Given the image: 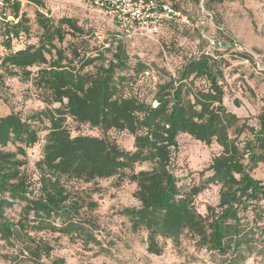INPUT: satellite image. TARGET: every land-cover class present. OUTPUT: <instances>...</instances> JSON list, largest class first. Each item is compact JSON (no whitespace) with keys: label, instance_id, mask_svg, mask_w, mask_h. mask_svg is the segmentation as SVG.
Segmentation results:
<instances>
[{"label":"trees","instance_id":"obj_1","mask_svg":"<svg viewBox=\"0 0 264 264\" xmlns=\"http://www.w3.org/2000/svg\"><path fill=\"white\" fill-rule=\"evenodd\" d=\"M27 1L43 5L41 0ZM3 4L9 10L1 27L8 52L0 60V86L9 77L30 82L44 107L26 117L16 112L0 116V259L7 264H64L63 258L51 255L53 246L47 239L30 231L57 233L85 249L93 245L98 253L106 251L96 235L98 225L87 215L96 203L85 199L86 189L76 190L69 183L111 178L135 187L136 205L123 207L119 214L132 232H145L148 253L160 255V240L178 244L182 236H189L197 251L215 253L226 259L224 264H242L263 254L264 181L252 172L264 164V103L257 128L225 107L226 92L234 89L224 78L229 50L207 53L206 40L199 38L197 52L180 62L168 81L152 83L149 96L140 93L146 85L140 78L149 79L142 72L145 65L137 62L131 68L122 40L89 48L84 36L90 39L92 34L71 18L54 22L37 11V43L13 51L12 40L28 36L29 19L21 12L20 0ZM171 24L176 23L160 32ZM234 53L254 62L246 51ZM237 88L241 93L245 86ZM67 120L100 136L72 135ZM111 131L131 136V149L110 139ZM182 135L220 148L198 173L199 181L189 186L177 175ZM39 142L33 182L26 170V150ZM143 165L147 168L137 170ZM211 184L219 186L218 203L201 214L195 199ZM15 204L20 211L12 221L4 210Z\"/></svg>","mask_w":264,"mask_h":264},{"label":"rangeland","instance_id":"obj_2","mask_svg":"<svg viewBox=\"0 0 264 264\" xmlns=\"http://www.w3.org/2000/svg\"><path fill=\"white\" fill-rule=\"evenodd\" d=\"M20 1L21 12L29 19L30 31L28 36L22 35L19 39L12 40L13 51L37 43L40 34L35 19L37 11L54 22L64 17L71 18L76 20L78 26L87 34H92L90 39L84 36L89 48L101 45L105 41L107 47L112 39L122 40L130 57L131 68L137 62H141L145 65L142 72L146 70L150 72V75L146 76L149 79L140 78L141 82L146 83L140 88V93L149 96L154 92L152 83L161 84L168 81L169 77L175 74L180 62L193 52H197L196 43L201 38L200 32L205 36L224 39L227 43L230 39L233 40L239 48L246 50L255 59L254 62L243 61L239 58L240 54L234 52L224 56L225 64H230L226 73L234 88L233 91L226 92L224 102L235 111L241 122L244 120L247 124L258 127L256 118L264 103V72L262 71L264 70V0H164L188 14L193 22L198 24V30L191 31L178 24H171L157 36L143 34L134 37L122 36L109 17L78 0H41L42 6H36L27 0ZM8 12V9L5 10L3 0H0V60L8 52L3 46L1 35L3 15H7ZM7 20H11V17ZM70 40L67 37V41ZM62 46H66V43ZM200 47H204V43H201ZM240 84L245 86L241 93L237 88ZM43 107L30 82L19 77H9L5 78L4 85L0 86V116L16 112L26 117ZM67 126L72 135L77 133L99 135L95 130L85 126L78 127L71 120H67ZM45 134V131L39 133L41 140L45 138ZM230 134L234 136L232 130ZM108 136L121 148L131 149L133 140L131 136L116 131L109 132ZM243 137L242 135L240 140ZM41 144L42 142H39L26 150L28 160L26 170L33 182H36L38 176L34 163L40 157ZM178 144L177 175L183 178L184 186H189L199 181L198 173L208 166L211 159L220 152V148L215 143L206 146L187 135L180 136ZM10 149L13 150V147ZM146 168L147 165H143L137 170ZM207 175L208 173L204 178ZM252 176L264 181V164H260L252 172ZM69 184L76 190L86 189L85 199L96 203V207L87 215L98 225L96 235L106 251L98 253L93 245H90L92 250L85 249L80 242H69L66 237L57 233L35 235L30 231V235L34 237L47 239L53 246L51 255L63 258L64 264H224L226 261L215 253L197 251L189 236H182L178 244H173L170 240H160L162 244L160 255L148 253L145 232H132L127 219L119 214L123 207L136 205L132 197L135 187L125 180L111 178L99 179L90 184L74 181ZM218 190V185L211 184L196 197L195 206L198 212L205 214L207 206L217 205ZM262 204L264 205V201ZM19 211L20 205L15 204L12 208L4 210V216L16 221ZM249 218H252L251 210ZM0 264L7 263L0 259ZM242 264H264V252L262 255L247 258Z\"/></svg>","mask_w":264,"mask_h":264},{"label":"built area","instance_id":"obj_3","mask_svg":"<svg viewBox=\"0 0 264 264\" xmlns=\"http://www.w3.org/2000/svg\"><path fill=\"white\" fill-rule=\"evenodd\" d=\"M86 6L98 10L109 17L116 25L119 33L124 37L137 35L157 36L168 23H176L191 30L198 29V24L193 22L188 14L174 8L168 2L159 0H78ZM201 37L207 42L206 52L229 50L230 52L246 51L239 48L231 40L225 42L223 39L213 36ZM144 76H149L147 70ZM224 78L228 80L225 72Z\"/></svg>","mask_w":264,"mask_h":264},{"label":"crops","instance_id":"obj_4","mask_svg":"<svg viewBox=\"0 0 264 264\" xmlns=\"http://www.w3.org/2000/svg\"><path fill=\"white\" fill-rule=\"evenodd\" d=\"M224 100H225V99H224ZM224 100H223V103H224L225 107L227 108V110L230 111V112H232V113H235V111H233L232 108H230L229 106H227V104L224 102ZM232 107H235V106L232 105Z\"/></svg>","mask_w":264,"mask_h":264},{"label":"water","instance_id":"obj_5","mask_svg":"<svg viewBox=\"0 0 264 264\" xmlns=\"http://www.w3.org/2000/svg\"><path fill=\"white\" fill-rule=\"evenodd\" d=\"M56 106H58V105L56 104Z\"/></svg>","mask_w":264,"mask_h":264}]
</instances>
